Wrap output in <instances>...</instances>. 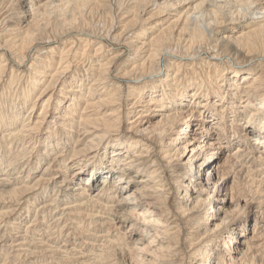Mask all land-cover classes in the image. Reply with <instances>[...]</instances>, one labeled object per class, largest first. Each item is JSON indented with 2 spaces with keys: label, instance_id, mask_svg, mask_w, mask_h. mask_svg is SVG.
I'll return each mask as SVG.
<instances>
[{
  "label": "bare ground",
  "instance_id": "6f19581e",
  "mask_svg": "<svg viewBox=\"0 0 264 264\" xmlns=\"http://www.w3.org/2000/svg\"><path fill=\"white\" fill-rule=\"evenodd\" d=\"M222 2L0 0V264H259L264 145L217 146L259 73L201 51Z\"/></svg>",
  "mask_w": 264,
  "mask_h": 264
},
{
  "label": "clouds",
  "instance_id": "9594fccd",
  "mask_svg": "<svg viewBox=\"0 0 264 264\" xmlns=\"http://www.w3.org/2000/svg\"><path fill=\"white\" fill-rule=\"evenodd\" d=\"M203 7V4L198 5V8ZM239 8V11L236 8ZM206 19L202 23L201 27L205 32V36L209 41L205 45V48L201 51L214 53L219 60L221 56L227 55L228 48L231 45L233 55L231 56V62L225 63L223 71L221 72V78L223 72L231 73L233 76H239L243 78L248 76L249 78L253 73L258 72L259 75L253 82L258 85L257 88L249 87L245 96H252L254 94L259 95L260 108L258 112H253L251 116L246 113L244 115H235V120L238 121V126L235 131L240 135L236 139L225 137L221 134V139L217 142L219 149L229 153V161L233 157L239 158L241 152L245 148H254L256 145H264V123L259 125V128L253 126L251 131L253 137L259 133V139L252 142V138H248L245 142V137L248 133L245 129L249 128L253 124V121L259 116L261 120H264V0H246L242 5H234L233 0H223L222 3L214 5L210 11L206 14ZM201 19V17H197ZM252 37L258 42V49L251 50L245 43ZM223 46V52H217L216 49ZM255 51V54H254ZM177 55L181 53L177 52ZM261 59L258 63H254L256 56ZM247 107V105H245ZM243 111V110H241ZM223 155V152H221ZM228 162H226L227 164ZM229 167L222 166L220 169V180L223 181L230 175ZM236 199L247 200L249 203L253 202L254 196L249 195L246 191H240L236 194ZM258 203L264 206V192H261V199ZM247 207V205H245ZM243 211V209H239ZM264 232V230H262ZM256 239H259L261 243L259 247V255L262 257L259 264H264V234L258 233ZM177 264H183L180 260Z\"/></svg>",
  "mask_w": 264,
  "mask_h": 264
},
{
  "label": "rangeland",
  "instance_id": "374dc122",
  "mask_svg": "<svg viewBox=\"0 0 264 264\" xmlns=\"http://www.w3.org/2000/svg\"><path fill=\"white\" fill-rule=\"evenodd\" d=\"M124 51H126V50H124ZM123 53V55L125 54V57L127 56V57H129V55H130V52L129 51H126L125 53L124 52H122Z\"/></svg>",
  "mask_w": 264,
  "mask_h": 264
}]
</instances>
